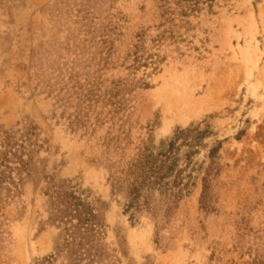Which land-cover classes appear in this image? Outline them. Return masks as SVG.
<instances>
[{
	"label": "rangeland",
	"instance_id": "1",
	"mask_svg": "<svg viewBox=\"0 0 264 264\" xmlns=\"http://www.w3.org/2000/svg\"><path fill=\"white\" fill-rule=\"evenodd\" d=\"M0 264H264V0H0Z\"/></svg>",
	"mask_w": 264,
	"mask_h": 264
}]
</instances>
